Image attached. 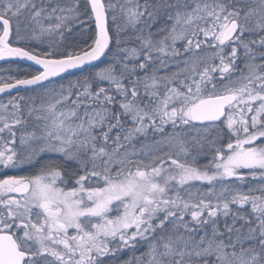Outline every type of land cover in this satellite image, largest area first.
Wrapping results in <instances>:
<instances>
[{
    "label": "snow or ice",
    "instance_id": "obj_1",
    "mask_svg": "<svg viewBox=\"0 0 264 264\" xmlns=\"http://www.w3.org/2000/svg\"><path fill=\"white\" fill-rule=\"evenodd\" d=\"M0 264H264V0H0Z\"/></svg>",
    "mask_w": 264,
    "mask_h": 264
}]
</instances>
